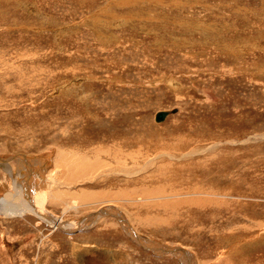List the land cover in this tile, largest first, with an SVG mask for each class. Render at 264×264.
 Wrapping results in <instances>:
<instances>
[{
  "label": "rangeland",
  "instance_id": "obj_1",
  "mask_svg": "<svg viewBox=\"0 0 264 264\" xmlns=\"http://www.w3.org/2000/svg\"><path fill=\"white\" fill-rule=\"evenodd\" d=\"M0 264H264V0H0Z\"/></svg>",
  "mask_w": 264,
  "mask_h": 264
},
{
  "label": "bare ground",
  "instance_id": "obj_2",
  "mask_svg": "<svg viewBox=\"0 0 264 264\" xmlns=\"http://www.w3.org/2000/svg\"><path fill=\"white\" fill-rule=\"evenodd\" d=\"M158 113V112H157ZM156 113V114H157ZM155 114V115H156ZM168 114H170V113H168ZM154 122H156L155 121V116H154ZM157 123V122H156ZM132 131V130H131ZM152 131H154V130H152ZM152 131H151V133H152ZM156 131V130H155ZM155 131H154V134H156L155 133ZM147 132V131H146ZM153 134V135H154ZM175 144V143H174ZM172 149V148H171ZM167 150V149H166ZM178 151V150H177ZM170 155H172V158H174V159H177V160H179L180 161V159H178V157H177V155H178V152H174L173 151V149L171 150V152H168ZM136 154V153H135ZM177 157V158H176ZM181 157V156H180ZM216 157L217 158H220V157H223V154H216L215 156L213 155V157H209V158H207L206 159V161L208 162V163H212V168H216V169H218V170H223L224 168V166H226L225 165V160L226 159H224V158H222V159H219V160H216ZM228 158V157H227ZM182 159V158H181ZM203 161V160H202ZM226 162H228V161H226ZM231 163V162H230ZM199 164V163H198ZM168 165V164H167ZM236 165V164H235ZM171 167V168H174L176 171H179L180 172V170L178 169V166H180V165H178V166H175V165H168V167ZM187 166V165H186ZM199 166H200V164H199ZM207 166V165H206ZM182 167V166H181ZM171 168H168V169H170L171 170ZM221 168H223V169H221ZM236 169V168H235ZM81 170V169H80ZM82 171V170H81ZM171 171H173V170H171ZM223 172V171H222ZM180 174H181V172H180ZM189 175V174H188ZM214 175V174H213ZM210 176V175H209ZM181 177V176H180ZM179 177V178H180ZM183 177H185V176H183ZM217 176L215 175V178H216ZM189 178V177H188ZM215 178H213L212 176H210L209 177V179L208 180H210V181H212V180H214ZM181 181V180H180ZM183 181H185V180H183ZM219 184V183H218ZM215 185H217V184H215ZM229 186V185H228ZM39 187V186H38ZM231 188V187H230ZM199 190V189H198ZM215 191H217L220 195H222V196H224V195H228L229 194V191L228 190H226L225 189V187L224 188H221L220 186L216 189V190H209V191H207L206 193H204V194H206V195H209V194H213ZM194 192V191H193ZM160 193V192H159ZM193 194H195V193H193ZM231 194V193H230ZM243 195V194H242ZM241 196V195H240ZM196 200V203L198 202V203H202V202H204L205 204H207V203H209L210 201L208 200V199H195ZM33 201V200H32ZM211 203V202H210ZM33 205V204H32ZM31 207V209L28 207V210H30V213H31V211L35 214V212L37 213V215L39 214V216L41 217V218H43V216L41 215V214H43L44 212H40V213H38L37 212V209H35V207H32V206H30ZM27 210V211H28ZM39 211H40V209H39ZM102 212H98V213H96L95 215H99V214H101ZM44 214H46V213H44ZM48 215V214H47ZM44 217H46V215L44 216ZM90 217H94V214L93 215H90L89 216V218ZM45 221L46 220H48V219H44ZM49 220H50V216H49ZM49 223H51V221L49 222ZM260 223V222H259ZM261 224V223H260ZM76 225V227L75 228H77V227H80L82 224L80 223V224H78V223H76L75 224ZM127 229V228H126ZM128 230V229H127ZM134 237V236H133ZM136 237V236H135ZM137 238V237H136ZM137 242H143L142 240H140L139 238H137V240H136ZM136 242V243H137ZM146 242V241H145ZM144 243V242H143ZM153 245H155V244H153ZM152 245V246H153ZM142 247L143 248H145L143 245H142ZM155 249V248H154ZM161 250V252L164 250V249H158V251H160ZM182 252H174V251H172V253L171 254H174V253H183V251L184 250H182V249H180ZM165 252L167 253V252H171L169 249H166L165 250ZM165 252H163V253H165ZM185 253V252H184ZM189 257H190V255H189ZM191 258V257H190Z\"/></svg>",
  "mask_w": 264,
  "mask_h": 264
},
{
  "label": "water",
  "instance_id": "obj_3",
  "mask_svg": "<svg viewBox=\"0 0 264 264\" xmlns=\"http://www.w3.org/2000/svg\"><path fill=\"white\" fill-rule=\"evenodd\" d=\"M168 115V112H158L155 115V121L156 122H162L165 117ZM68 233V232H67ZM147 242V241H146ZM140 245H143L141 242H138ZM170 251H174V252H182L180 249H169ZM185 251H183L184 253Z\"/></svg>",
  "mask_w": 264,
  "mask_h": 264
}]
</instances>
